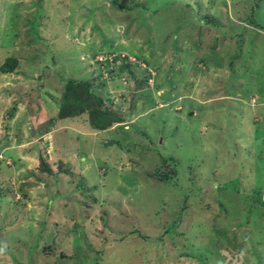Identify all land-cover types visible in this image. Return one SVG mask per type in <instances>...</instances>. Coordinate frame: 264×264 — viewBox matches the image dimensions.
<instances>
[{"label": "rangeland", "instance_id": "374dc122", "mask_svg": "<svg viewBox=\"0 0 264 264\" xmlns=\"http://www.w3.org/2000/svg\"><path fill=\"white\" fill-rule=\"evenodd\" d=\"M7 58L2 264H264V0H0ZM85 82L124 123L59 116Z\"/></svg>", "mask_w": 264, "mask_h": 264}, {"label": "trees", "instance_id": "16d2710c", "mask_svg": "<svg viewBox=\"0 0 264 264\" xmlns=\"http://www.w3.org/2000/svg\"><path fill=\"white\" fill-rule=\"evenodd\" d=\"M111 4L113 6H117L115 1H112ZM118 8V6H117ZM139 8V7H138ZM120 10H123L124 8H119ZM104 56L103 60L96 59V57L98 56ZM163 56V55H162ZM117 55H114L112 53H106V52H97L96 55L94 56V64L97 67V70L99 68V75L101 76L102 74H104L105 71L108 72V75H113L114 74V70L111 68V66L114 64H117ZM122 59H124V67L126 68V70L129 71V73L133 76V79H136V83L137 85L140 84H144V88L145 89H150L149 85H152L153 81L151 79H147L149 76L151 78L152 73L149 75V73L147 74L146 72H144V74H142V72L144 70L147 69V65L144 68V70L140 71L139 68V63H132V62H128L130 59L126 56V57H122ZM142 63L144 64V62L142 61ZM173 63V61L171 62V64ZM19 68V61H17L14 58H7L2 66L0 67V72L3 74H11L14 73V71L16 69ZM138 70L140 71V73H136L135 71ZM141 76V77H140ZM147 77V78H146ZM137 78H141L138 79ZM136 85V86H137ZM144 89V90H145ZM64 104L60 109V113L59 116L60 117H70V116H79L81 114V112L86 109L87 107H90L88 105V102H90L91 105H93L92 109H87L85 110L89 116H88V122L90 123V119L93 115H97L98 118L100 119V121H97L95 123V125L100 129V127L102 126V128H105L111 124H122L124 123L122 121V117L117 116L116 113H112L111 111H109V106H105L104 100L102 99V97L99 94L94 93L89 86L86 85L85 83H81L80 85H76L71 83L69 84V86L66 87V90L64 92ZM134 102V101H133ZM141 102V100L139 101ZM114 103H111V105H113ZM136 104V103H135ZM114 117V120H112V118ZM130 125V124H128ZM125 127V126H123ZM95 129V128H93ZM167 159V160H166ZM42 165H43V170L45 172H50V167L48 165L47 162H49L47 160V158H43L42 157ZM169 160V161H168ZM167 162H171L169 163L171 165L172 170L169 171V173L167 172H157V177L160 181H167L168 179H170V175H175L176 171L173 169L175 167V163L173 162V159L171 158H165L163 160V164H166ZM5 255V252H1ZM7 254V253H6ZM182 255L179 256V258ZM0 264H2V260H0Z\"/></svg>", "mask_w": 264, "mask_h": 264}, {"label": "built area", "instance_id": "2783aa9c", "mask_svg": "<svg viewBox=\"0 0 264 264\" xmlns=\"http://www.w3.org/2000/svg\"><path fill=\"white\" fill-rule=\"evenodd\" d=\"M101 57H102L101 59H99L98 57H96V59H99V61H100V60H103V59H104V56H101Z\"/></svg>", "mask_w": 264, "mask_h": 264}, {"label": "clouds", "instance_id": "9594fccd", "mask_svg": "<svg viewBox=\"0 0 264 264\" xmlns=\"http://www.w3.org/2000/svg\"><path fill=\"white\" fill-rule=\"evenodd\" d=\"M106 72V71H105ZM105 72H104V74L103 75H105V76H107L108 75V72L105 74Z\"/></svg>", "mask_w": 264, "mask_h": 264}, {"label": "crops", "instance_id": "0c3cea01", "mask_svg": "<svg viewBox=\"0 0 264 264\" xmlns=\"http://www.w3.org/2000/svg\"><path fill=\"white\" fill-rule=\"evenodd\" d=\"M1 74V73H0ZM44 121V120H43Z\"/></svg>", "mask_w": 264, "mask_h": 264}]
</instances>
